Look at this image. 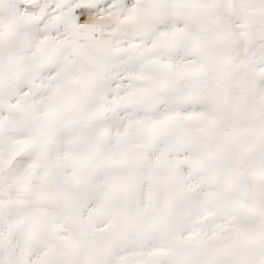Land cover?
<instances>
[{"label": "snow or ice", "instance_id": "obj_1", "mask_svg": "<svg viewBox=\"0 0 264 264\" xmlns=\"http://www.w3.org/2000/svg\"><path fill=\"white\" fill-rule=\"evenodd\" d=\"M0 264H264V0H0Z\"/></svg>", "mask_w": 264, "mask_h": 264}]
</instances>
